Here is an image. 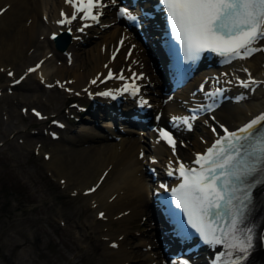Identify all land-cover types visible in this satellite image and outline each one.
I'll use <instances>...</instances> for the list:
<instances>
[{"label":"bare ground","instance_id":"1","mask_svg":"<svg viewBox=\"0 0 264 264\" xmlns=\"http://www.w3.org/2000/svg\"><path fill=\"white\" fill-rule=\"evenodd\" d=\"M104 2L108 4V7L103 9L104 18L101 20V24L99 23L92 29L86 30L84 37L90 44L87 49L81 52L78 49L79 40L72 38V41L65 45V42L62 41L65 36H60L58 40L50 37L51 31L60 30L57 22L61 18L60 10L65 8L68 15L73 12L72 6L66 3V0H0V9L3 10L0 11V71L6 68L10 70L12 67L16 68L20 64H24L30 56L29 53L34 50L33 47L40 45L38 38H42L45 33L47 39L44 40L49 42L47 46L48 53L52 51L57 57L58 55L61 56L58 60L61 58L63 61H67L54 64L52 60L46 58L42 65L36 69V72L34 71L31 74L37 75L36 81L39 78V80H43L50 86L62 82L65 90L69 91L68 96L73 95L72 90L74 93L79 92L89 96L90 93L88 92L92 93L96 89L106 88L115 84V82H119L117 77L120 75H131L134 70H138L139 73L148 66L151 68L150 58L144 52L145 47L134 46L133 39H131L132 35H125L121 48L118 49L117 54L115 53L118 42L121 41V33L124 31L125 25H122V20L111 14L110 0H104ZM76 23L80 26L81 21L76 19ZM78 33L80 32H77L75 27L73 35ZM261 45L260 49H264V41ZM129 47H131L132 52L129 51ZM34 53L33 51L32 55H35ZM114 53L115 57H113ZM68 54L72 56L69 57ZM143 62L145 63L143 64ZM51 63L54 64V68H51ZM244 65L249 66L254 74L259 75L261 78L264 77V50L254 53L250 58H245L241 62L226 65L222 69L216 68L214 65L203 68L166 103L162 99L163 95L161 97L152 95L149 100L152 115L154 113L156 118V114L159 112L161 114L160 122H162L168 119V115L184 111L186 106L191 104V90L199 82L198 80L203 79L209 73H218L220 78L224 77L228 81L233 76L232 70L237 71ZM112 67L115 70L113 78L104 81L105 75ZM93 79H96L95 84L92 83ZM147 80H149L147 76L140 78L142 82ZM137 81L140 82L138 79ZM28 82L27 86L31 87L33 83L31 85L30 81ZM28 82L24 78L19 83H7L5 86L14 87L18 91V88L24 87L25 84L23 83ZM229 85L231 86L232 83ZM235 89L239 90L240 87L235 86ZM258 90L262 92L259 102L254 104L248 103L247 100L245 105L241 101L225 102L218 107L217 117L228 122L230 126L236 127L256 113L263 112L264 83L258 87ZM142 91L148 95L145 89ZM195 96L200 95L196 94ZM249 96L253 95L249 93ZM128 97L126 95V99L122 97V100L117 99L113 104L107 105H112L113 110L111 107L110 110H119L122 113L128 111V109L133 110L132 103L140 97L138 94L133 96L132 99ZM186 98H190V101ZM139 123L141 122L136 124L139 125ZM211 123H213V119L208 114L195 119L196 128L193 132V146L186 148L185 151L179 147L180 156H192L196 150L204 149L205 146L210 145V142L214 139V133L210 129ZM102 125L106 129L101 128L100 132H92L86 126L81 128L82 133L63 131L60 137L53 139L48 149L44 145H40V150L49 153L46 165H48L49 170L57 175L58 179H61V182H65V186L74 183V187L80 192L85 193V190L92 188L101 181L95 191L86 194L87 198L91 200L92 209L96 211L95 214L99 215L100 211L105 214L104 218L99 217L95 223L97 224L96 228L100 230L99 232H102L105 236L103 239L104 249L102 253L99 252L101 254H97V252L92 260H89L90 264H104L105 262L107 264H161V261H156L154 253L149 248V243H146L137 232L135 234L134 230L127 226V223L131 218L143 212L144 207L148 203H152L156 199L155 196L160 194V178L166 175L163 172V166L168 164L173 166V162H176V156L173 154L170 145L160 139L154 130L149 132L145 130L149 137L148 142L143 144L138 141L137 137L131 138L124 133H119L121 139L109 138V133L114 132L111 129L112 119ZM140 131L145 132L142 129ZM98 137L102 141L96 143ZM143 149L147 151L142 157L141 152ZM148 163L151 165L156 164L159 169L158 180L154 182L155 185L152 181L151 186L146 184V181L142 178ZM145 175L149 179L153 178L150 171L146 172ZM115 222L117 224L114 226ZM106 225L107 228H104ZM157 232L159 234L161 231L157 230ZM164 234L163 240L166 237L169 238L167 234L165 236ZM128 242L131 245H128ZM113 243L117 247H112ZM103 260L105 262H102ZM203 261L199 259L201 264H204ZM167 264L180 263L169 261Z\"/></svg>","mask_w":264,"mask_h":264},{"label":"rangeland","instance_id":"2","mask_svg":"<svg viewBox=\"0 0 264 264\" xmlns=\"http://www.w3.org/2000/svg\"><path fill=\"white\" fill-rule=\"evenodd\" d=\"M45 38L46 33L42 38H38L40 45L33 47L35 55H32L33 51L30 52L24 64L14 67L17 70L15 76L24 72L25 68L39 60V57L48 54L49 42L45 41ZM89 44L86 39L84 46L78 49L83 52ZM52 53L53 55L46 57L54 64L67 61L61 58L58 60L61 56L57 57ZM53 63L51 68H54ZM7 71H0V264H90L89 260H92L97 252L101 254L105 244V236L95 224L99 217L90 205L91 200L83 191L76 190L74 183L65 186V182H61V179L49 170L46 165L48 157L44 156L43 151H38L37 147L41 143L45 148L50 147L53 142L45 131L53 113L64 116L67 114L66 107L70 105L68 102L73 101L77 95L85 94L72 92L75 96H68L69 92L55 87L56 84L47 87L39 78L38 83L36 74L25 78L35 86H27L28 82L23 83L24 87L18 88V91H10L9 86L5 85L15 82L10 81L13 77L9 76ZM261 93L258 90L254 97L249 98L248 103L259 102ZM78 98L86 99L83 96ZM24 105L28 109L24 110ZM34 105L42 107L49 114V119L40 120L36 117L30 109V106ZM84 117V124L79 128L65 131L82 133L81 128L84 126L92 132L96 131L98 128L94 123L95 116L85 113ZM70 124L74 127L77 123ZM183 149L185 150L184 147ZM146 172L147 170L142 174V178L151 186L152 180L147 178ZM149 205L151 204L148 203L145 207ZM142 216L140 212L130 219L127 226L150 245L153 238H150V228L141 224ZM116 224L117 222L113 225ZM104 228H107V225ZM127 244L131 245L129 242ZM151 248L153 252L154 247ZM153 253L156 261L166 263L162 261L161 256Z\"/></svg>","mask_w":264,"mask_h":264},{"label":"snow or ice","instance_id":"3","mask_svg":"<svg viewBox=\"0 0 264 264\" xmlns=\"http://www.w3.org/2000/svg\"><path fill=\"white\" fill-rule=\"evenodd\" d=\"M110 2L113 6L118 4V0ZM161 2L166 9L171 32L183 45L187 59H195L201 52L207 50L227 58L224 62L228 63L232 59H245L256 51L264 50L254 47L257 41L264 38V0H161ZM66 3L72 5L74 11L70 16L61 13L64 19L58 23L62 25L71 24L77 19L78 13H83L81 19L98 21L103 14L102 10L108 7L104 0H66ZM118 15L126 16L132 21L137 20V17L125 7L119 8ZM79 31L83 32L84 28H80ZM35 70L29 68L28 72ZM8 74L12 75L11 72ZM107 78H113L111 71ZM117 78L126 79L123 75ZM236 82L245 89L264 83L256 81L251 75L247 80L237 79ZM92 83L95 84L96 81L93 80ZM123 91L135 95L139 87L134 83H125ZM219 91L221 90L217 89V93ZM98 95L110 96L112 91L100 92ZM214 95L216 93L209 94ZM237 99H243V96ZM142 103L146 104L147 101ZM213 107L215 104L208 105V110L211 111ZM35 114L40 116L39 112ZM173 119L182 120L191 130L193 127L191 121L195 120L196 116ZM258 125L264 127V114L251 119L234 132H229L220 125L225 135L219 137L206 153L197 155L195 164L199 166L198 168L187 167L181 162L175 169L182 178L178 188L172 189L177 206L184 209L188 222L206 243L226 244L231 250L227 255L234 257L227 264H241L253 248L252 229L242 230L238 225L244 209L248 206L247 202L251 200V189L254 187V184L246 183L245 178L257 171H264V133L257 136V132L260 131ZM158 131L160 138L170 145L175 154L176 140L172 133L165 129ZM215 131L213 128V132ZM168 174L173 175V172L169 171ZM161 187L167 189L166 185L162 184ZM88 191L93 192L95 188ZM235 201L239 203H234ZM226 211L231 216L227 230L216 226V220L213 219L221 217ZM99 215L101 218L105 216L103 212ZM217 232L220 235H217ZM112 247L117 245L113 243ZM180 264L189 262L183 260Z\"/></svg>","mask_w":264,"mask_h":264},{"label":"water","instance_id":"4","mask_svg":"<svg viewBox=\"0 0 264 264\" xmlns=\"http://www.w3.org/2000/svg\"><path fill=\"white\" fill-rule=\"evenodd\" d=\"M60 37L57 38V40L59 39Z\"/></svg>","mask_w":264,"mask_h":264}]
</instances>
